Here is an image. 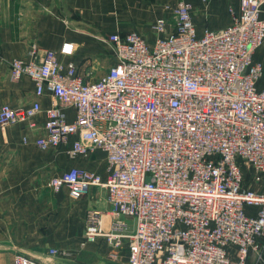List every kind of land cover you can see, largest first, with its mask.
<instances>
[{
  "label": "built area",
  "instance_id": "2783aa9c",
  "mask_svg": "<svg viewBox=\"0 0 264 264\" xmlns=\"http://www.w3.org/2000/svg\"><path fill=\"white\" fill-rule=\"evenodd\" d=\"M264 0H239L228 7L229 23L200 32L192 3L177 0L169 26L163 16L151 25L154 39L137 31L113 33L116 58L105 75L85 81L64 43L57 53L36 50L13 59L9 77H30L36 96L45 90L63 108L45 110V135L32 142L42 150L73 138L70 157L105 153L107 174L71 167L48 180L73 198L89 187L106 192L111 220L88 209L83 242L125 244L128 264H264V192L244 184L264 175V62L254 52L264 42ZM41 105L0 104V130L22 123L34 127ZM23 142H29L25 136ZM259 187V186H258ZM133 220L132 225L125 220ZM50 255L61 254L50 249ZM11 264H39L16 253Z\"/></svg>",
  "mask_w": 264,
  "mask_h": 264
},
{
  "label": "crops",
  "instance_id": "0c3cea01",
  "mask_svg": "<svg viewBox=\"0 0 264 264\" xmlns=\"http://www.w3.org/2000/svg\"><path fill=\"white\" fill-rule=\"evenodd\" d=\"M177 0H0V104L25 107L38 100L41 112L35 126L11 124L0 130V264H11L16 253L35 257L39 264H128L125 244L117 249L104 239L84 243L85 214L88 209L102 211V226L107 229L111 215L104 189L91 186L78 198L62 187L48 186L50 177L71 167L83 168L105 176V153L95 149L87 156L72 158L68 149L73 138L56 148L42 150L32 140L45 135V110L62 107L68 121L74 108L62 106L48 90L35 94L34 81L28 76L9 77L13 59L27 60L36 50L41 58L45 50L57 53L64 43L72 52L58 57L72 61L85 81L105 75L116 58L108 42L113 33H141L152 41L151 25L157 17L173 26L171 10ZM196 29L225 27L228 7L239 0H188ZM264 18V5L261 9ZM264 62V42L253 55ZM264 87V77L258 83ZM23 136L29 142H23ZM130 226L132 222L130 221ZM62 252L50 255V249ZM254 263L253 256L250 263Z\"/></svg>",
  "mask_w": 264,
  "mask_h": 264
},
{
  "label": "rangeland",
  "instance_id": "374dc122",
  "mask_svg": "<svg viewBox=\"0 0 264 264\" xmlns=\"http://www.w3.org/2000/svg\"><path fill=\"white\" fill-rule=\"evenodd\" d=\"M209 27H211V26H209ZM243 171H244V184L246 186L251 187L253 189H256V190H258L260 192H264V175L262 176L263 177L262 178V182H260L258 184H255L254 183V178L250 181V178L252 177V171H251V169L249 167H244ZM125 220L127 222H130V221L133 222V220L130 219V218H125Z\"/></svg>",
  "mask_w": 264,
  "mask_h": 264
}]
</instances>
